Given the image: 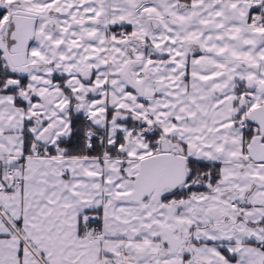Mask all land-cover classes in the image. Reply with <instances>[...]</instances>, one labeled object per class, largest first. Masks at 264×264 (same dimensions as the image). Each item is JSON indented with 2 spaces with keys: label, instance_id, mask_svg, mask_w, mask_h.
<instances>
[{
  "label": "snow or ice",
  "instance_id": "obj_1",
  "mask_svg": "<svg viewBox=\"0 0 264 264\" xmlns=\"http://www.w3.org/2000/svg\"><path fill=\"white\" fill-rule=\"evenodd\" d=\"M0 264H264V0H0Z\"/></svg>",
  "mask_w": 264,
  "mask_h": 264
}]
</instances>
